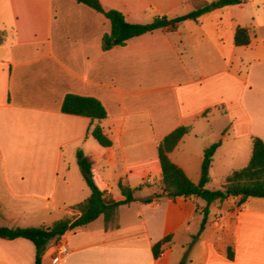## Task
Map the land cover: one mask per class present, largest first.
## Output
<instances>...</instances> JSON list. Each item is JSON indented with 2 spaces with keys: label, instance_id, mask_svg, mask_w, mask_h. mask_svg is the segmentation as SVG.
<instances>
[{
  "label": "crops",
  "instance_id": "1",
  "mask_svg": "<svg viewBox=\"0 0 264 264\" xmlns=\"http://www.w3.org/2000/svg\"><path fill=\"white\" fill-rule=\"evenodd\" d=\"M99 1L133 24L179 18L205 2ZM247 2L104 51L110 22L76 0H0V226L50 227L79 217L72 208L91 196L77 162L83 150L107 204L124 200L119 183L143 189L108 228L101 216L51 240L42 264H264L263 198L208 206L198 197H156L158 144L175 129L191 128L170 159L195 184L205 150L221 142L212 190L249 164L252 137L264 141V23L261 7L245 10ZM239 26L254 31L247 47L235 44ZM70 94L103 104L111 147L88 135L89 118L62 112ZM0 264H36L34 243L0 239Z\"/></svg>",
  "mask_w": 264,
  "mask_h": 264
},
{
  "label": "trees",
  "instance_id": "2",
  "mask_svg": "<svg viewBox=\"0 0 264 264\" xmlns=\"http://www.w3.org/2000/svg\"><path fill=\"white\" fill-rule=\"evenodd\" d=\"M98 13L104 15L110 22L111 32L102 39L104 51L115 47H123L135 37L151 33L158 29L170 28L172 30L187 20L197 21L203 15L214 10L237 6L245 3L246 0H214L203 2L188 15L170 19L167 16L156 17L150 24L130 23L125 15L116 10L106 11L99 0H76ZM254 31L250 28L239 26L235 34V44L238 47H247L251 43V35ZM5 34L0 32V43ZM62 112L68 115L82 116L91 120L90 135L100 146L108 148L112 141L105 134L102 123L108 118L107 111L103 104L91 97L67 95L62 104ZM191 128L182 126L175 129L158 144V156L162 169V180L159 184L158 199L166 198L174 200L178 197H198L207 202L210 206L215 201L223 202L229 198L241 197L264 199V141L258 137H252V153L249 164L239 170L232 172L218 190L208 189L211 182L210 170L214 157L221 142L213 144L204 152L201 180L198 184L193 183L185 172L177 167L170 159V154L175 151L184 137L190 133ZM77 162L86 185L91 191V196L84 202L74 206L72 209L80 212L79 217H67L57 221L50 227H29V228H6L0 226V239L14 240L24 238L32 241L36 247V264H42V256L46 245L54 239H60L68 231L89 225L101 216H104L106 228L117 219L118 209L123 205L138 201L137 193L143 187L132 189L119 183V190L124 200L113 204H107L105 193L99 189L94 179V161L85 155L83 150L77 152ZM151 203L152 201H141ZM208 208L205 214H208ZM206 218V217H205ZM205 222V219H204ZM204 225L202 226L203 229ZM165 242L156 244L153 248L155 258L161 255V246ZM228 258L234 259V250L228 249ZM186 259L181 264H185Z\"/></svg>",
  "mask_w": 264,
  "mask_h": 264
},
{
  "label": "rangeland",
  "instance_id": "3",
  "mask_svg": "<svg viewBox=\"0 0 264 264\" xmlns=\"http://www.w3.org/2000/svg\"><path fill=\"white\" fill-rule=\"evenodd\" d=\"M206 2H213L214 0H205ZM258 6H260L261 8H260V16H258L259 18V20L262 18L263 20V23H264V0H248V2L245 4V6H244V9L245 10H250V9H252L253 11H255L256 10V8L258 7ZM190 9V6H184V7H182V9H181V11H187V10H189ZM2 31H3V29L2 28H0ZM10 29L8 28L7 29V31H9ZM11 35V34H10ZM148 180L149 179H147L146 180V184H149L150 182H151V180H150V182H148ZM221 185L222 184H219V183H217L216 184V186H215V188L214 189H220L221 188ZM209 189H213L212 187L211 188H209Z\"/></svg>",
  "mask_w": 264,
  "mask_h": 264
},
{
  "label": "built area",
  "instance_id": "4",
  "mask_svg": "<svg viewBox=\"0 0 264 264\" xmlns=\"http://www.w3.org/2000/svg\"><path fill=\"white\" fill-rule=\"evenodd\" d=\"M148 182H150V180H148ZM60 254L63 255V256L67 255L68 254V248L66 246H61Z\"/></svg>",
  "mask_w": 264,
  "mask_h": 264
},
{
  "label": "water",
  "instance_id": "5",
  "mask_svg": "<svg viewBox=\"0 0 264 264\" xmlns=\"http://www.w3.org/2000/svg\"><path fill=\"white\" fill-rule=\"evenodd\" d=\"M152 198H154V196L147 197V198H145L144 200L148 201V200H151Z\"/></svg>",
  "mask_w": 264,
  "mask_h": 264
}]
</instances>
